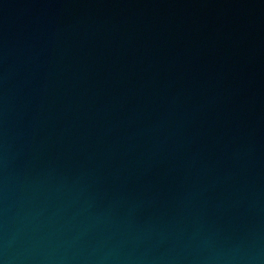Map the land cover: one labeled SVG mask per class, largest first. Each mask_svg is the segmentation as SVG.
Listing matches in <instances>:
<instances>
[{
    "label": "water",
    "instance_id": "95a60500",
    "mask_svg": "<svg viewBox=\"0 0 264 264\" xmlns=\"http://www.w3.org/2000/svg\"><path fill=\"white\" fill-rule=\"evenodd\" d=\"M0 264H264V0H0Z\"/></svg>",
    "mask_w": 264,
    "mask_h": 264
}]
</instances>
